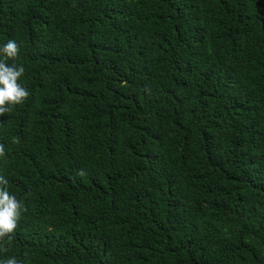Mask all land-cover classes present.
<instances>
[{"label":"trees","instance_id":"1","mask_svg":"<svg viewBox=\"0 0 264 264\" xmlns=\"http://www.w3.org/2000/svg\"><path fill=\"white\" fill-rule=\"evenodd\" d=\"M9 39L0 264H264V0H0Z\"/></svg>","mask_w":264,"mask_h":264},{"label":"clouds","instance_id":"2","mask_svg":"<svg viewBox=\"0 0 264 264\" xmlns=\"http://www.w3.org/2000/svg\"><path fill=\"white\" fill-rule=\"evenodd\" d=\"M19 52L20 47L14 39H9L0 47V56L6 58L0 59V115L9 113L11 106L22 104L30 95L18 82L25 72L24 66L7 63L8 59L15 61ZM3 155H5V147L0 144V156ZM7 185L8 180L0 176V241L5 237L11 239V234L17 229L20 216L28 211L15 195L10 194ZM4 264H20V262L16 257H11L6 259Z\"/></svg>","mask_w":264,"mask_h":264}]
</instances>
